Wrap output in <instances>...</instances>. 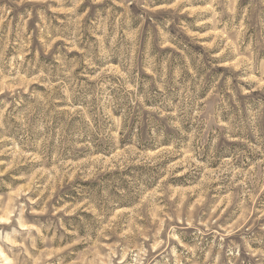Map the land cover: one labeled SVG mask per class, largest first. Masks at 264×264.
<instances>
[{
    "label": "rangeland",
    "instance_id": "1",
    "mask_svg": "<svg viewBox=\"0 0 264 264\" xmlns=\"http://www.w3.org/2000/svg\"><path fill=\"white\" fill-rule=\"evenodd\" d=\"M0 264H264V0H0Z\"/></svg>",
    "mask_w": 264,
    "mask_h": 264
}]
</instances>
